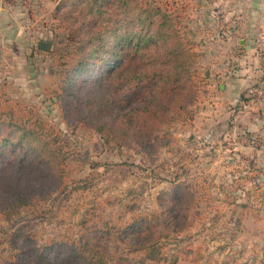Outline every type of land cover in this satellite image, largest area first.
I'll list each match as a JSON object with an SVG mask.
<instances>
[{
    "label": "rangeland",
    "instance_id": "374dc122",
    "mask_svg": "<svg viewBox=\"0 0 264 264\" xmlns=\"http://www.w3.org/2000/svg\"><path fill=\"white\" fill-rule=\"evenodd\" d=\"M170 1L142 0L144 5L161 7L175 17L173 13H178L181 4L179 0ZM46 10L47 7L38 18L29 15L36 27L26 34H34L32 44L17 46L19 51L6 46L5 56L13 58L0 57V137H11V131L17 130V137L31 134L57 139L67 157V189L51 200L34 201L11 220L0 214V264H18L17 254L22 248L41 250L71 241L78 244L86 231L96 230L107 233L100 243L108 253L104 258L96 254L94 264L141 262L146 259V252H133L130 239L137 243L147 240L138 231L146 218L158 229L145 234L160 237L154 260L147 263L264 264V240L244 234L243 224L234 220L248 211L242 207L251 203L244 194L248 189L255 191L251 200L256 204L264 197L261 182L256 177L249 181L245 174L234 172L235 165L239 169L245 163L237 160V164H230L228 155L222 153L223 148H228L223 137H197L194 111L212 97L213 91L204 90L201 81L212 62H204L199 47L188 44L180 20L172 17L178 35L191 53L189 69L196 93L191 102H184L186 110L174 108L161 130L151 135L156 137L152 147L143 152L131 140L124 146L107 142L96 126L101 123L109 130L110 124L118 122L124 113L119 99L127 100L131 92L119 78L105 80L89 94L84 92L90 83L81 82L73 85L78 90L75 96L66 95L69 68L87 48L80 41L82 35L77 34V41L73 39L76 29L61 26L53 17L55 10L51 14ZM71 17L72 13L66 19L69 24ZM31 51L35 58L30 57ZM24 55L31 60L24 61ZM19 57L22 61L15 59ZM15 77H28L27 87L34 82L25 91V86L15 84ZM102 103L107 104L108 111L101 108ZM183 185L193 204L185 193L184 204L175 208L173 214L161 217L174 204V194ZM232 202L239 205L236 210L231 207ZM252 210L259 212L258 205ZM163 223L170 225L169 230L163 229ZM174 229L176 232H172Z\"/></svg>",
    "mask_w": 264,
    "mask_h": 264
},
{
    "label": "trees",
    "instance_id": "16d2710c",
    "mask_svg": "<svg viewBox=\"0 0 264 264\" xmlns=\"http://www.w3.org/2000/svg\"><path fill=\"white\" fill-rule=\"evenodd\" d=\"M71 13L69 24L66 19ZM53 17L61 26L76 29L73 39L77 41V34L82 35L80 41L87 48L69 68L66 95L75 96L78 90L73 85L81 82L90 83L84 92L89 94L105 80L119 78L131 92L127 100L119 99L124 113L119 115L118 122L110 124L109 130L101 123L96 125L97 129L107 142L124 146L131 140L143 152L148 151L156 138L151 135L161 130L175 107L186 110L184 102H191L196 93L189 69L191 53L178 35L176 21L168 11L144 5L142 0H62ZM136 104L141 106L133 108ZM101 108L108 111L105 103ZM16 131H11V137H0V214L7 220L20 216L34 201L51 200L67 189L64 171L67 157L58 140L36 134L17 137ZM116 134L119 137H110ZM133 134L136 137H131ZM183 186L174 194V204L161 217L173 214L175 208L184 204L185 193L193 204L187 186ZM143 224L138 231L147 240L137 243L130 239V246L133 252L145 251L146 259L140 262L122 258L119 262L153 264L147 260H154L160 237L145 233L156 232L158 226L147 218ZM162 226L164 230L170 228L166 223ZM85 234L78 244L71 241L54 243L41 250L22 248L17 254L18 264H94L96 254L104 258L108 253L100 243L107 233L96 230Z\"/></svg>",
    "mask_w": 264,
    "mask_h": 264
},
{
    "label": "crops",
    "instance_id": "0c3cea01",
    "mask_svg": "<svg viewBox=\"0 0 264 264\" xmlns=\"http://www.w3.org/2000/svg\"><path fill=\"white\" fill-rule=\"evenodd\" d=\"M61 1L0 0V57L5 59L6 46L16 51L20 45L28 47L35 36H27V30L36 29L29 15L38 18L45 7L51 14ZM179 1L181 8L171 17L180 20L188 44L199 47L202 60L212 62L201 79L203 89L213 91L212 97L194 111L197 137H223L228 148H223L222 153L228 155L230 164H237V160L245 163L239 169L235 165L234 172L245 174L249 181L258 178L260 190L264 191V0ZM31 52L30 57L35 58ZM6 58L12 59L13 55ZM15 59L22 61L21 57ZM23 60L31 58L24 55ZM13 80L19 87L25 86V91L34 82L27 87L28 77ZM253 86H261L260 96H248ZM215 88L218 93L214 94ZM251 190L244 193L251 203L240 205L248 211L234 220L243 224L244 234L264 240V197L256 204L251 200L255 191ZM232 204L233 210L239 207ZM257 205L259 212L255 213L252 208Z\"/></svg>",
    "mask_w": 264,
    "mask_h": 264
},
{
    "label": "built area",
    "instance_id": "2783aa9c",
    "mask_svg": "<svg viewBox=\"0 0 264 264\" xmlns=\"http://www.w3.org/2000/svg\"><path fill=\"white\" fill-rule=\"evenodd\" d=\"M260 94H261V86H253V87L248 89V96H250V97L260 96ZM206 138L208 140L210 137H206Z\"/></svg>",
    "mask_w": 264,
    "mask_h": 264
}]
</instances>
